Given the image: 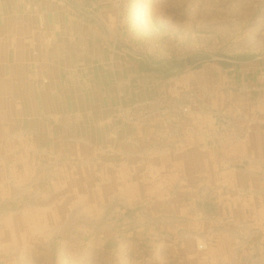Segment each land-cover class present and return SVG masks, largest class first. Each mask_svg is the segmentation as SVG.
<instances>
[{
	"label": "rangeland",
	"instance_id": "rangeland-1",
	"mask_svg": "<svg viewBox=\"0 0 264 264\" xmlns=\"http://www.w3.org/2000/svg\"><path fill=\"white\" fill-rule=\"evenodd\" d=\"M50 2L42 13L61 31L42 55L54 58L51 82L62 87L45 86L56 95L50 113L20 117L19 147L0 149V264H250L264 255V215L249 208L264 182L239 189L230 177H264V165L232 155L251 129L264 130V0ZM33 54L26 65L41 66ZM75 108L95 117L78 121ZM0 140L10 142L6 132ZM191 148L208 155L192 179L180 165ZM131 159L160 160V175L139 165L141 181H127L119 163Z\"/></svg>",
	"mask_w": 264,
	"mask_h": 264
},
{
	"label": "crops",
	"instance_id": "crops-1",
	"mask_svg": "<svg viewBox=\"0 0 264 264\" xmlns=\"http://www.w3.org/2000/svg\"><path fill=\"white\" fill-rule=\"evenodd\" d=\"M50 3V0H0V133L6 132L7 140L10 141L3 142L0 140V149L2 148V151L9 149L10 147L12 151H15L16 148L19 147V144L21 142L17 143L18 140L16 136L20 135V133L17 130L15 124L16 122L21 120L20 117H23L24 119H34L42 115H47L48 112L50 113V111L52 110L51 108H49L48 104L49 101H52L56 95L52 94L51 90L49 92L46 91L45 86L50 84L53 85V87L56 85L62 87V83H58L59 81L57 79L51 82V80L54 79L53 76H51V72L57 70L53 60L54 58L52 57L53 59H48L47 57L45 61L43 60V55L46 52L47 55L49 54V51L54 52L57 48V42H54L51 50L47 49V46L45 45L47 44V37L50 40L54 38L55 41V34H59L61 31V27L57 20H49L48 13H42L41 8H43V5L48 8ZM17 6H19V8L16 10ZM34 51L40 52L41 55L43 54L42 58L37 56V60L40 59L42 61L41 66L39 67H29V64L26 65V62H28L31 57L34 56ZM22 70H24L23 73ZM33 70H37V72L35 73H39L40 76L34 77ZM212 72V69L205 68V77L208 78L211 76V74L213 75ZM31 77L33 78V81ZM39 79L41 82L40 86H42L43 89L39 88L36 93H34L33 87L37 85ZM69 90L71 91L75 89ZM50 95H53V97L50 98ZM77 103L78 100L76 101V104ZM18 111L21 113V116L18 115ZM72 111L77 112L78 116H76V119L78 121L82 118V115L89 119H93L95 117L91 115V113H89L90 111H87L89 114L78 112V108H75V110ZM9 118L10 122L8 120ZM75 122L76 121H74L72 124L75 125ZM43 127L46 128L45 124ZM250 132L251 133L249 134V136H247V138H245L242 143L233 144V158L236 157L237 161L240 160L239 158H244V160L247 159L250 164L264 165L261 164V160H263L264 162V130L257 131L251 129ZM75 133L78 134V131H75ZM56 139L60 140V137ZM6 144H8L9 147H1V145ZM98 148L104 149L106 147L105 145H102ZM193 150L194 148H191V152H193L191 154V157L185 160L183 159V161L180 162V165L183 167V171L187 172L190 175L191 179L193 176L192 173H194L195 175V171H197L198 168H200L201 170L205 168L204 165L207 163L208 158V155L204 156L202 152ZM122 160L124 161V158L121 157H117V159H114V161H116L115 163H118L119 161L121 162ZM144 160L138 162L137 160L131 159L127 160L126 163H119V171H122L125 174L127 181L137 183L142 179L141 173H143V171L140 166L144 165V167L146 168L145 171L151 172L153 170L155 174H153V176L158 178V176L160 175V160ZM174 162V164H172L173 162H170L171 166L168 167H181L180 165H178V162L177 164L176 161ZM110 165L111 164H109V166ZM112 165L114 166L115 164L112 163ZM109 166H105L107 168L105 170L108 171L107 173H111L109 171L110 169L108 168ZM239 175L240 173H236L235 171L230 174L231 179L234 180L235 186H237L239 189L241 185L255 187L257 186V183L264 182V177L257 179V177L254 176L251 178H246V180L241 179ZM223 178L224 177H222V180ZM130 187V190L134 191H136V189H139V186H137L136 184H134L133 187L130 185ZM41 196L43 195L40 194V197ZM249 204V208H251V210L257 211L258 214L264 215V199ZM33 208L42 210L41 207L37 206ZM234 213H240V209H237L236 211L234 210ZM3 244L6 243L4 242ZM13 244L15 243L11 242V244L9 245ZM9 245H7V247ZM3 249H5V247H3ZM224 258H226L225 261L228 260V257ZM237 258L238 260L235 261L234 257L232 259V262L241 264L239 261V257ZM247 258L248 260L246 262H249L250 264H264V255L256 257L255 259H253L251 256H248Z\"/></svg>",
	"mask_w": 264,
	"mask_h": 264
}]
</instances>
